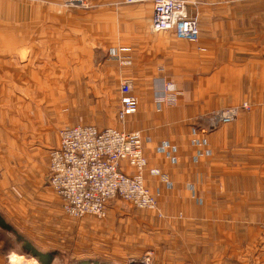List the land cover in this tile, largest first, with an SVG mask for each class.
I'll list each match as a JSON object with an SVG mask.
<instances>
[{"label":"crops","instance_id":"0c3cea01","mask_svg":"<svg viewBox=\"0 0 264 264\" xmlns=\"http://www.w3.org/2000/svg\"><path fill=\"white\" fill-rule=\"evenodd\" d=\"M5 1L0 51L8 54L2 61L7 74H0V115L13 129L0 128L8 153L0 154V189L12 181L19 188L21 177L45 181L49 152L65 127L138 130L147 158L145 184L170 218L154 214V242H169L170 227L204 246L231 242L244 227L251 232L247 240L261 246L249 256L264 264V234L256 233L264 227V0H188L202 3L189 8L199 19L197 43L173 31L154 32L150 1L0 0V6ZM124 78L133 80L139 106L123 125L113 101L118 103ZM162 80L170 83L172 101L158 107ZM63 99L87 103L69 109ZM243 104L250 107L233 121L201 131L206 115ZM165 143L170 148L163 151ZM123 169L134 172L126 162ZM111 202L110 216L149 224ZM178 212L185 218L173 222ZM195 253L208 257L203 248Z\"/></svg>","mask_w":264,"mask_h":264},{"label":"rangeland","instance_id":"374dc122","mask_svg":"<svg viewBox=\"0 0 264 264\" xmlns=\"http://www.w3.org/2000/svg\"><path fill=\"white\" fill-rule=\"evenodd\" d=\"M86 4L85 8L89 7L87 2ZM201 5V2H197L190 7L197 9ZM8 8L6 1L0 6L1 11ZM6 23V18H0V27H5ZM7 54V51H0V58H3L0 59V74H7L4 63ZM2 86L4 84H0ZM63 103L64 108L70 109L73 105L84 106L87 100L79 99L76 103V100L72 102L63 99ZM113 104L117 109L120 107V92L118 103L114 100ZM233 107H238V115L241 108L250 106L243 104ZM230 108L232 107L223 110ZM5 118L6 116L0 115V128L13 129ZM2 144L0 139V154L3 155L4 152L7 153V145L3 147ZM16 181L19 183V180ZM20 182L22 184L19 188L12 181L10 187L0 189V218L8 225L7 228L0 226V264H42L34 253H40L44 257L51 256L49 264H254L256 260L249 256V252L261 248L247 240L251 232L244 227L237 228L233 241L207 243L206 246L186 241L182 230L170 227L167 231L169 242L157 243L154 242L155 229L151 220L154 221V214L168 219L161 212L158 200V212L137 208L122 199L110 201L111 206L125 205L122 207L125 216L133 213L136 219L145 218L149 224L142 227L131 221H123L118 215L110 216L109 213L105 218L92 215L80 218L69 216L63 209L62 201L49 185L48 178L40 184L34 178L30 181L21 177ZM154 196L156 197L155 194ZM184 218L180 212L173 222H181ZM241 222L240 220L239 223ZM256 233L263 235L264 227L259 228ZM202 245L203 254L208 253L207 258H199L198 253H195L202 249ZM192 251L193 258H188Z\"/></svg>","mask_w":264,"mask_h":264},{"label":"built area","instance_id":"2783aa9c","mask_svg":"<svg viewBox=\"0 0 264 264\" xmlns=\"http://www.w3.org/2000/svg\"><path fill=\"white\" fill-rule=\"evenodd\" d=\"M148 1L153 7L151 28L154 32L173 31L179 39L192 43L199 41L198 16L189 13L190 5L197 1L124 0L127 4ZM159 71L163 72L164 68H159ZM161 83L162 90L156 100L158 107L172 101V95L168 92L170 83L165 80ZM133 86L131 78H124L120 82L118 120L123 125L127 116L138 110L139 100L132 93ZM237 109H221L206 115L201 131L207 132L222 123L233 121L237 117ZM59 137V145L49 152L48 180L69 216L105 218L109 202L116 198L137 208L159 211L156 197L145 184L147 158L141 131L98 128L90 124L65 127L60 130ZM193 142L204 145L206 141ZM169 148L167 143L161 147L163 151ZM170 158L175 161L174 157ZM123 162L134 169L133 174L125 172Z\"/></svg>","mask_w":264,"mask_h":264},{"label":"trees","instance_id":"16d2710c","mask_svg":"<svg viewBox=\"0 0 264 264\" xmlns=\"http://www.w3.org/2000/svg\"><path fill=\"white\" fill-rule=\"evenodd\" d=\"M0 226L8 227L7 223L0 218ZM29 248V247H28ZM30 251V250H29ZM32 252V251H30ZM34 253V252H33ZM36 255V258L42 263V264H49L52 261L51 256H42L40 253H34Z\"/></svg>","mask_w":264,"mask_h":264},{"label":"bare ground","instance_id":"6f19581e","mask_svg":"<svg viewBox=\"0 0 264 264\" xmlns=\"http://www.w3.org/2000/svg\"><path fill=\"white\" fill-rule=\"evenodd\" d=\"M14 262H16V263H20V261H18V260H14Z\"/></svg>","mask_w":264,"mask_h":264}]
</instances>
